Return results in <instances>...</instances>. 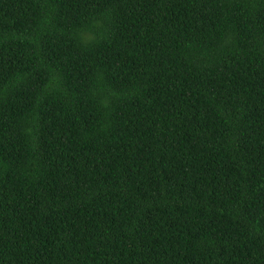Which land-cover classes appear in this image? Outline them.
<instances>
[{
	"label": "trees",
	"instance_id": "1",
	"mask_svg": "<svg viewBox=\"0 0 264 264\" xmlns=\"http://www.w3.org/2000/svg\"><path fill=\"white\" fill-rule=\"evenodd\" d=\"M0 264H264V0H0Z\"/></svg>",
	"mask_w": 264,
	"mask_h": 264
}]
</instances>
